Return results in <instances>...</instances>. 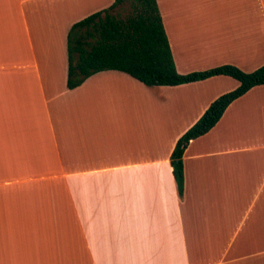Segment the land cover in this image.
<instances>
[{
	"label": "crops",
	"instance_id": "crops-1",
	"mask_svg": "<svg viewBox=\"0 0 264 264\" xmlns=\"http://www.w3.org/2000/svg\"><path fill=\"white\" fill-rule=\"evenodd\" d=\"M115 0H0V264H264V85L171 153L229 76L69 89L68 33ZM179 73L264 65V0H157Z\"/></svg>",
	"mask_w": 264,
	"mask_h": 264
},
{
	"label": "trees",
	"instance_id": "trees-1",
	"mask_svg": "<svg viewBox=\"0 0 264 264\" xmlns=\"http://www.w3.org/2000/svg\"><path fill=\"white\" fill-rule=\"evenodd\" d=\"M117 70L147 86H177L214 76H229L238 86L211 102L177 140L171 165L178 192L184 190L183 154L188 143L209 132L227 107L255 86L264 85V65L252 72L225 64L179 73L157 0H115L111 6L75 22L68 33L69 89L97 72Z\"/></svg>",
	"mask_w": 264,
	"mask_h": 264
}]
</instances>
